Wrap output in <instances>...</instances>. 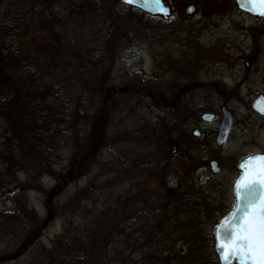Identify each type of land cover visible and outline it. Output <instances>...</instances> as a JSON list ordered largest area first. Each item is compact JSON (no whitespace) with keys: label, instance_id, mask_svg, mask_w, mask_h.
<instances>
[{"label":"trees","instance_id":"trees-1","mask_svg":"<svg viewBox=\"0 0 264 264\" xmlns=\"http://www.w3.org/2000/svg\"><path fill=\"white\" fill-rule=\"evenodd\" d=\"M93 1L79 0L70 7L71 0H0V185L11 186L17 195L42 190L33 185L34 177L17 169L29 155L34 157L32 170L51 177L63 189L72 180L97 171L101 174V169L98 179L110 178L105 189L111 193L97 216H90L89 185L68 199L70 215L62 220L61 233L51 241V250L33 252L40 257L36 264H185L201 256L194 229L182 231L181 236L176 233V224L166 217L167 197L160 190L151 191L133 179L136 187L121 191L127 181L119 180L117 170L131 167L134 159L109 149L91 151V145L108 134L102 129L104 118L118 93L103 83L95 89L91 86L114 43L108 28L103 26L97 45H90L88 51L82 44H73L68 35L72 23L83 16L77 7ZM114 1L117 4L118 0ZM94 91L102 104L99 112L90 116L95 107ZM125 91L143 98L157 96L143 85L128 86ZM134 163L142 175L154 180L171 170L166 158L160 156L137 158ZM19 172L25 173V181L16 178ZM172 192L170 202L177 200L182 207L193 195L180 185ZM209 194L206 192L204 199L208 200ZM15 209L0 215V235L10 231L18 238L33 237L29 239L33 243L40 226L23 202L15 204ZM87 217L92 219L89 225L83 223ZM76 218L79 224H75ZM178 242L184 243L182 252H174ZM213 259L217 264L216 257Z\"/></svg>","mask_w":264,"mask_h":264},{"label":"rangeland","instance_id":"rangeland-1","mask_svg":"<svg viewBox=\"0 0 264 264\" xmlns=\"http://www.w3.org/2000/svg\"><path fill=\"white\" fill-rule=\"evenodd\" d=\"M71 1L70 7L79 2V0ZM175 2L194 3L198 8L196 16L185 21L181 41L176 46L171 45L170 35L163 34L164 25L160 21H150L147 16L141 13L142 16H139L136 11H126L121 8L119 0L117 4L114 0H94L77 7V11L83 16L74 21L72 28L68 30L73 44H82L85 50H90L91 46L97 45L96 41L100 38L99 32L103 30V26L108 28L111 38L114 39L112 48L101 65V71L99 70L95 75L91 86L95 89L103 83L107 88L115 87L118 93H115L113 104L109 105L107 116L104 118L102 129L108 134L100 136L91 145L92 152L97 149H109L115 151L120 157L134 160L151 156H160L165 159L171 150V146L167 143L166 131L181 123L179 115L182 113L187 117L194 114L196 117L197 113L199 117L203 112H209L208 109L213 105L194 104L196 110L191 105L184 104L169 107L162 103V97L148 99L124 92V90L128 86L137 88L143 85L152 88L158 96H162L163 75L167 64L192 66L195 67L194 70L198 68L196 78L199 82L215 80L213 75L217 74H232L234 72L224 70L223 66L242 65L249 60L248 58L254 52L251 40L253 30L259 31L254 33L255 39L259 48L264 50V35L261 34L264 30V20L234 10L231 7V0H177ZM103 4L104 8H102ZM167 45L170 50L167 49ZM71 63L74 65V61ZM256 65L264 66V58L261 57ZM220 69L222 70L217 73ZM219 77L217 76V79ZM254 81L258 79L255 78ZM248 85L252 86L248 90L254 94L247 95L246 89H243L241 94L252 98L250 103H240L239 100L234 99L226 105L234 117L235 125L224 154L236 162L260 153V146L264 148V122L257 119L250 109L256 93L260 94L263 88L259 83ZM97 93L98 91H94L95 107L89 111L90 116L95 111L99 112L102 104L98 101ZM156 104H162L164 107H158ZM171 112L175 114L176 120H171ZM185 112L189 114L186 115ZM208 127L210 131L216 126L211 123ZM213 135L209 134V138L206 139L213 142ZM205 142L206 140H197L194 145L203 147ZM214 155L212 150L195 155L185 167L179 161L177 165L179 170L171 168L166 176L159 180L142 175L135 166L134 160L131 167L126 166L117 170L119 180L127 181L122 184V192L136 187L132 182L133 179H137L141 186L146 185L151 191L160 190L167 197L166 217L171 218L172 223L176 224V233L181 236L182 231L194 229L202 249L201 256L196 255L193 260L185 261V264L214 263L213 227L219 215L228 211L232 205L231 188L236 180L234 173L222 170L216 177L208 168H198L200 158L211 160ZM33 160L34 157L30 155L23 157L21 165L18 168L15 165V169L23 168L31 179L34 177L33 185L38 184L42 190L17 195L18 192L11 186L0 185V215L3 212H15V204L21 201L30 208L29 214L41 229L35 235L36 237L34 236L33 243L29 241L33 237L27 239L28 236L22 235L18 238L10 231L2 232L0 264H36L40 257L33 252L44 253L51 250V241L61 233L62 220L70 215L71 208L66 207L68 199L85 186L89 185L92 189V191L88 189L91 197L87 198V203L92 206L89 208L90 216H97L102 203L104 204L111 193L110 189H105L110 178L98 179L103 172L102 169L101 174L97 171L89 177L72 180L63 189L51 177L40 175L39 172L35 173L31 168ZM171 175L177 178H172ZM16 178L21 182L25 181V173L19 172ZM176 185H180L181 190L189 188L193 194L184 201V208L177 200L170 202L169 198L173 195L172 190ZM206 192L210 193L208 200L203 197ZM198 196L201 202L198 201ZM71 220L72 218L69 217L67 222L70 223ZM83 220L86 225H89L90 220L92 221L88 217ZM79 222L80 219L76 218L75 224ZM184 248V243L178 242L174 246V252H182Z\"/></svg>","mask_w":264,"mask_h":264},{"label":"flooded vegetation","instance_id":"flooded-vegetation-1","mask_svg":"<svg viewBox=\"0 0 264 264\" xmlns=\"http://www.w3.org/2000/svg\"><path fill=\"white\" fill-rule=\"evenodd\" d=\"M164 2V8L168 9V16L164 15L163 12L159 10L157 5L151 3V1L147 4L146 9V16L147 19L150 21H160L164 27H162V31L164 35H170V41L172 46H176L180 43L182 38V33L184 31L185 21L193 18L198 13V8L195 6L194 3H178L175 2L177 0H162ZM122 6H125L121 3ZM231 7L235 8L234 1L231 0ZM234 4V6H233ZM193 6L196 10L193 16H189L187 7ZM129 8V7H127ZM139 12L137 8H131ZM255 32L258 30L251 31V40L253 44V54L248 58L249 60L253 59L254 63L250 66H246L245 63L248 61L246 60L242 65H224V70L232 71V74H217L215 80H210V82H202L198 81L196 76H198L199 70H194L195 67L192 66H183L179 64H167L165 69V74L163 75L164 83L162 87V96H156L155 99L162 97V103L166 104L169 107L174 105L184 104V105H191L195 110L194 104L202 103L207 105H213L208 109L209 112H203L199 117L194 116H184L182 113L179 115V119L181 123L177 126L172 127L171 129H167L166 131V138L168 146H171V150L167 154L166 162L169 168L178 169V162L181 161V165L185 167L186 161H189L195 155L200 153H207L208 151H213L215 155L211 160H206L205 158H200L198 168H205L210 169V162H216L219 172L217 174H213L214 176H218L221 174L222 170H226L229 173H234L236 180L239 177L238 172V165L241 161H235L230 159L224 154L225 149L227 148L229 141L231 139V133L233 131V127L235 125V120L232 113L227 109L226 105L232 102L234 99L239 100L240 103H250L252 98L247 97L248 93L254 94L250 92L252 86L251 84L259 83L261 84L263 91L259 92L260 94L256 93V98L252 101V103L258 97H264V66L256 65V62L260 60V58H264V50L259 48L257 41L255 39ZM264 35V30L261 32ZM154 33L151 35V39ZM181 35V36H180ZM167 49L170 50V47L167 45ZM222 69H220L217 73H219ZM195 71V72H194ZM217 76H220L217 79ZM257 78L258 81H254ZM230 83V85H229ZM251 87H249V85ZM243 89H246L247 95L241 94ZM145 98L153 99V96L149 94ZM251 103V105H252ZM250 105V109H251ZM222 108H225L231 115L232 125L231 130L229 133L228 141L225 147L220 148L216 145V137L217 133L221 124V120L223 118ZM188 110V108H187ZM192 110V108H191ZM252 111V110H251ZM253 112V111H252ZM184 114L188 115L187 112ZM209 114L211 118L209 121H205L202 119V115ZM256 115V118L259 119L261 122H264V116ZM171 120H176L175 114L171 112ZM214 123L215 129H210L208 125ZM212 134L213 142L209 141L206 138H209ZM204 138V139H203ZM197 140H206L205 144L203 143V147L195 146L194 143ZM257 154H264V148L260 146V153ZM254 154V155H257ZM252 156V155H251ZM226 157V159H225ZM249 157V156H248ZM236 162V163H235ZM172 178H177L174 175H171ZM235 180V181H236ZM234 181V183H235ZM233 183V184H234ZM233 186V185H232ZM231 196H232V205L233 206V193L231 188ZM231 207L226 210L224 213H221L219 219L216 220L214 226L217 222L224 217ZM218 264V263H217Z\"/></svg>","mask_w":264,"mask_h":264},{"label":"snow or ice","instance_id":"snow-or-ice-1","mask_svg":"<svg viewBox=\"0 0 264 264\" xmlns=\"http://www.w3.org/2000/svg\"><path fill=\"white\" fill-rule=\"evenodd\" d=\"M132 4L134 0H124ZM264 16V0H241ZM161 5V0H151ZM164 15L168 9L159 7ZM264 111V109H261ZM240 180L235 185L236 205L218 221L214 230L219 259L223 264H264V154L243 158L239 165Z\"/></svg>","mask_w":264,"mask_h":264},{"label":"water","instance_id":"water-1","mask_svg":"<svg viewBox=\"0 0 264 264\" xmlns=\"http://www.w3.org/2000/svg\"><path fill=\"white\" fill-rule=\"evenodd\" d=\"M121 3L125 6L128 7H133V8H137L138 10H140L143 13H146V7L147 4L151 1V0H134V2L132 4H127L124 2V0H120ZM235 6L237 8V10L243 14H247L251 17L257 18V19H262L264 20V16H261L258 14V10L257 11H253L252 8L254 7L253 5L245 2L243 5L241 4V0H234ZM161 7L164 8V2L161 0ZM188 11H190V13H188ZM196 10L193 6H189L187 7V13L189 16H193L195 14ZM168 16V15H167ZM254 63L253 59L248 60L245 65L246 66H250ZM261 109H264V97H258L251 105V110L256 113L257 115H261L264 116V111H261ZM222 112H223V118L221 120V124L217 133V137H216V145L220 148L225 147L227 141H228V137H229V133L231 130V125H232V120H231V115L230 113L225 109L222 108ZM211 118V115L209 114H204L202 115V119L205 121H209ZM254 156V155H252ZM242 162V161H241ZM240 162V163H241ZM239 163V165H240ZM238 165V172H239V178L237 179V181L235 182L233 188H232V193H233V199H234V204L233 207L231 208V210L227 213H231L236 205V195H235V185L236 183L240 180L241 175H242V170L239 168ZM210 169L211 172L213 174H217L219 172V168L216 164V162L211 161L210 164ZM225 217V216H224ZM224 217H222L219 221H223ZM218 227V224H216V226L213 229V248H214V253L215 256L218 260V264H223V261H221L219 259L220 257V252H218L217 247H216V240H215V236H214V230ZM233 264H236V262H233Z\"/></svg>","mask_w":264,"mask_h":264}]
</instances>
